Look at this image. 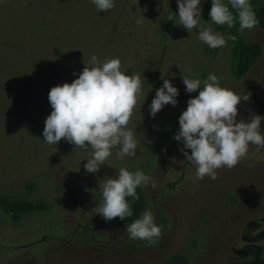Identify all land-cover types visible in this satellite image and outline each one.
<instances>
[{
	"label": "rangeland",
	"instance_id": "374dc122",
	"mask_svg": "<svg viewBox=\"0 0 264 264\" xmlns=\"http://www.w3.org/2000/svg\"><path fill=\"white\" fill-rule=\"evenodd\" d=\"M250 3L258 23L239 32L238 23L232 29L211 23V0H201V26L225 38L237 36L210 49L199 41L198 29L190 33L167 19L169 14L178 19L177 0H115L108 12H98L90 0H0V202L31 207L18 215L0 204V264H164L180 253L191 264H260L264 149L250 145L235 167L217 169L216 180H197L182 141L174 139L179 116L200 90L186 92L183 75L203 81L215 72L222 87L249 94L237 106V122L264 116L259 20L264 0ZM141 14L144 23L137 27ZM254 42L262 53L240 76L239 49ZM92 55L119 58L122 71L140 77L143 94L127 125L137 140V155L117 159L114 148L111 166L88 173L84 164L90 149L63 138L49 145L42 134L52 111L50 89L76 79ZM162 75L179 89L178 102L152 117L148 105ZM120 167L142 169L156 182L155 188H141L162 229L153 246L130 240L126 224L96 213L102 203L99 184Z\"/></svg>",
	"mask_w": 264,
	"mask_h": 264
},
{
	"label": "clouds",
	"instance_id": "9594fccd",
	"mask_svg": "<svg viewBox=\"0 0 264 264\" xmlns=\"http://www.w3.org/2000/svg\"><path fill=\"white\" fill-rule=\"evenodd\" d=\"M98 12L114 8L115 0H90ZM178 13L174 20L190 33L198 29V39L210 49L225 46L227 40L236 41L237 36L229 33L225 38L209 27H202L201 0H177ZM230 6V7H229ZM230 9H234L235 13ZM210 22L226 25L232 29L238 23V31L252 29L258 23L250 0H211ZM144 15L137 17L135 24L141 27ZM86 64V63H85ZM162 86L148 105L152 117L168 104L176 105L179 89L162 75ZM183 84L188 93L198 94L189 98L187 107L179 116V130L174 139L182 141L181 151L186 161L194 167L197 180L205 176L211 180L218 177L217 169L235 167L249 153V147L264 149V131L261 121L264 116L253 115L245 121L238 117V104L250 96L222 87L215 72H209L202 81L183 75ZM142 82L136 74L129 75L121 70L119 58L100 59L96 55L76 79L53 86L48 93L52 111L45 119L43 141L57 145L61 138L85 151L91 150L84 164L88 173L98 172L108 163L112 150L115 157L124 159L137 155V140L128 122L137 100L142 95ZM191 150L190 153L187 150ZM111 166V165H110ZM252 163L249 167H253ZM116 174L99 184L102 203L95 207L96 213L106 221L119 217L124 220L133 216L129 202L139 199L137 188L156 187L155 180L142 169L130 171L126 167L116 169ZM125 231L130 240L146 241L148 246L157 243L162 229L155 222L151 208H146L138 218L127 223Z\"/></svg>",
	"mask_w": 264,
	"mask_h": 264
},
{
	"label": "trees",
	"instance_id": "16d2710c",
	"mask_svg": "<svg viewBox=\"0 0 264 264\" xmlns=\"http://www.w3.org/2000/svg\"><path fill=\"white\" fill-rule=\"evenodd\" d=\"M259 20H260V26L262 29H264V7L260 9L259 13ZM262 53V47L259 43H249L245 44L240 47L239 53L237 56V71L238 75L242 76L248 73L252 67L254 66L257 59L260 57ZM137 193L139 195V199L136 201H132L129 197V202L131 204V207L133 209V216L132 217H126L124 220H121L119 217H116L112 219L111 221L116 222L119 225H125L127 223H131L133 220L138 218L140 214L143 212V210L146 209V198L141 190V188H137ZM1 207L6 212H15L18 215L21 213H29L31 210L30 204L25 202H17V203H9L6 200H2L0 202ZM19 217V216H17ZM264 255V247H262L259 251V255ZM164 264H191L190 260L185 254H178L175 255L165 261ZM260 264H264V256L260 259Z\"/></svg>",
	"mask_w": 264,
	"mask_h": 264
}]
</instances>
